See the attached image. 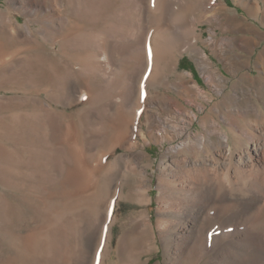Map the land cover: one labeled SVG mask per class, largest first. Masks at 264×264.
I'll return each instance as SVG.
<instances>
[{
  "label": "rangeland",
  "instance_id": "obj_1",
  "mask_svg": "<svg viewBox=\"0 0 264 264\" xmlns=\"http://www.w3.org/2000/svg\"><path fill=\"white\" fill-rule=\"evenodd\" d=\"M170 1L182 8L179 15L163 11L157 0H61L59 23L51 6L30 9L27 15L23 1L0 0V15L11 7L20 31L31 19L38 41L30 48L11 41L3 49L16 56L0 60V264H96L99 227L115 199L111 182L124 177L112 254L104 261L121 264L116 262L117 247L122 246L124 257L132 218L144 209L156 223L162 202L159 165L168 148L182 142L150 134L151 126L159 124L148 115L188 107L198 113L192 130L203 132L200 121L221 106V90L239 92L243 103L256 101L264 107L257 84L241 76L249 70L260 74L264 13L242 0H206L203 7L199 0ZM258 1L264 7V0ZM208 2L219 3L218 8ZM215 12L239 19L224 27L210 21ZM211 35L230 53L243 56L242 71L226 69L207 43ZM234 36L248 39H229ZM196 47L227 78L216 87L203 72ZM191 80L210 99L197 97ZM197 102L205 108L200 110ZM139 109L144 112L137 122L140 132L130 138L151 155L146 205L133 197L137 176L130 170L128 154L134 150H129L126 134L133 111ZM231 144L236 151L242 147L238 138ZM263 195L240 218L241 236L254 246L248 264H264ZM154 241V254L142 258L146 264L164 261L157 227Z\"/></svg>",
  "mask_w": 264,
  "mask_h": 264
},
{
  "label": "bare ground",
  "instance_id": "obj_2",
  "mask_svg": "<svg viewBox=\"0 0 264 264\" xmlns=\"http://www.w3.org/2000/svg\"><path fill=\"white\" fill-rule=\"evenodd\" d=\"M12 1L18 2V0ZM21 1L26 3L24 9L27 15L30 14V9L46 10L48 6H51L52 15L57 16L56 21L62 22L63 18L59 14L61 0H51L50 5L45 3L46 0ZM139 1L143 2V0ZM157 1L166 13L179 15L182 12V8L176 7L170 0H165L164 4L162 0ZM199 2L201 4H198L203 7L206 0H199ZM242 2L256 8L257 12L264 13V7L260 1L242 0ZM209 4L214 10L219 5L217 2H208ZM238 19V16L227 14V12L224 16L215 12L210 17V21L224 27L226 25L228 28ZM32 25L31 19H28L25 30L20 31L11 7H7L1 13L0 60L11 61L10 59L16 56L12 51L3 49L4 45L11 41L16 40L26 44V48L28 46L30 48L29 44L38 42ZM14 29H18L20 38ZM229 39L239 42V39L247 40L248 38L234 36ZM207 43L222 58L229 72L236 74L243 70V56L240 53H230L214 35L210 36ZM235 46L239 47L238 44ZM195 52L211 85L216 87L217 81L227 79L213 66L205 50L196 47ZM4 61L2 60V63ZM248 63L250 64L249 61ZM257 65L259 76L253 75L251 70L243 72L241 76L255 82L259 92L264 94V50ZM190 82L197 97L210 99L196 81ZM221 92L223 96L221 106L213 109V115H207L200 121L204 128L203 132L192 130L198 113L188 107H170L167 114L156 112L148 115L149 118L155 116L154 121L157 117L159 124L157 127L151 126L150 134L159 133L157 135L162 141L182 139V142L169 147L159 165L158 187L162 202L156 223L151 220L146 210H140L139 214L132 218L127 231L126 254L123 257L122 246L117 247L116 262L146 264L147 260L143 261V256H151L156 250L153 247L156 244L154 241L156 227L164 244V261L157 264H201L208 256L209 259L203 264H248L251 261L253 242L248 241V236L245 239L242 238L241 224L243 222L241 223L240 218L243 211L251 205L258 204L264 194V107L256 101L243 103L244 99L239 92L236 94L225 93L224 90ZM261 97L264 101L263 96ZM197 105L200 110L205 108L202 103L197 102ZM143 109L133 111V118L127 124L126 134L130 141L129 150H134L128 154L130 170L137 176L133 197L140 204L146 205L150 201L151 186L147 181L151 155L146 152L145 145H139L137 141L130 138L131 133L134 132L135 137V134L140 132L137 122L144 113ZM215 116L218 118H214ZM220 118L223 122H227L228 130L223 129ZM233 138H238L242 142V147L238 151L231 144ZM169 156L172 159L166 160L165 158ZM123 179L126 181L122 177L111 182L115 199L108 212L104 214L103 225L99 227L101 231L95 245L98 249L95 250L96 264H104L105 258L112 254L114 226L117 220V199L124 196ZM97 180L101 181L99 177Z\"/></svg>",
  "mask_w": 264,
  "mask_h": 264
}]
</instances>
